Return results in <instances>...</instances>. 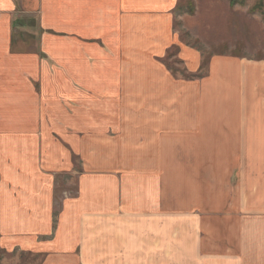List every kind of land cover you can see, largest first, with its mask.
<instances>
[{"label":"rangeland","instance_id":"1","mask_svg":"<svg viewBox=\"0 0 264 264\" xmlns=\"http://www.w3.org/2000/svg\"><path fill=\"white\" fill-rule=\"evenodd\" d=\"M46 30L48 55L38 58L54 64L66 40ZM175 30L167 53L127 54L133 82L112 100L48 69L47 116L33 136L58 166L48 169L55 194L39 217L51 220L52 239L74 238L59 251L52 240L2 233L0 264L248 263L234 239L249 210L264 209V0H176ZM30 35L26 50L36 51ZM11 118H0L1 144L17 129ZM14 219L24 225L22 214Z\"/></svg>","mask_w":264,"mask_h":264},{"label":"crops","instance_id":"2","mask_svg":"<svg viewBox=\"0 0 264 264\" xmlns=\"http://www.w3.org/2000/svg\"><path fill=\"white\" fill-rule=\"evenodd\" d=\"M175 8L176 0H0V118L20 115L21 119L27 116L37 119V126H31L26 120L23 125L21 119L16 122L11 118L10 126L17 129L7 133L8 138L0 143V177L7 180L6 189L0 187V238L4 237L2 233L16 235L19 231L24 237L35 238L36 242L41 240L40 246H46L51 240L59 251L69 246L70 243L63 240L73 239V233L68 238L52 239L53 236H48L52 231L51 220L49 226L48 219L42 221L39 217L42 213L49 214V199L54 197L55 191L48 169L58 166L57 158L49 157L46 145L33 136L41 133L42 118L47 116L46 110H40L47 108L48 100L41 87L49 78H60L59 73L66 70L67 82L83 87L88 94L94 96L98 85L103 87L102 94L110 96L111 100L113 95L120 97L122 87L133 82L128 72L131 60L127 54L162 55L175 47ZM35 20L38 25L32 29L27 21ZM18 27L28 34L27 38L31 37L30 33L33 35L36 51L26 50L30 42L25 33L15 32ZM49 27L64 33L58 38L66 40V47L58 50L54 64L41 56L38 58V54L48 55L46 29ZM135 64L137 67L136 61ZM158 67H164L168 76L162 81L157 77V83L168 84L167 65L159 63ZM48 69L55 78L48 77ZM134 80L136 84L138 79ZM63 84L54 81L57 89ZM6 86L7 93L1 92ZM240 143H235L236 148ZM246 186L247 193L250 185ZM249 211L237 228L239 236L234 239V252L238 247L242 252L238 257L247 264H264V209ZM50 212L52 216L55 211ZM15 214L23 215L24 225L15 223ZM7 217L9 225H6ZM68 228L72 231L65 226L61 230ZM130 241L126 242L138 248L134 242L141 240L131 238ZM156 245L158 247V242ZM138 255L143 254L136 250L131 256L138 258Z\"/></svg>","mask_w":264,"mask_h":264},{"label":"trees","instance_id":"3","mask_svg":"<svg viewBox=\"0 0 264 264\" xmlns=\"http://www.w3.org/2000/svg\"><path fill=\"white\" fill-rule=\"evenodd\" d=\"M235 0H233V2H234Z\"/></svg>","mask_w":264,"mask_h":264}]
</instances>
